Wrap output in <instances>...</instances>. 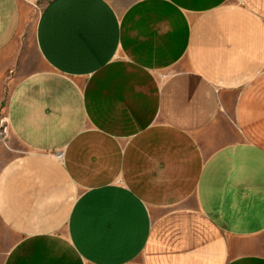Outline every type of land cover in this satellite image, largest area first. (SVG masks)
Instances as JSON below:
<instances>
[{
    "label": "crops",
    "instance_id": "1",
    "mask_svg": "<svg viewBox=\"0 0 264 264\" xmlns=\"http://www.w3.org/2000/svg\"><path fill=\"white\" fill-rule=\"evenodd\" d=\"M0 0V264H264V0Z\"/></svg>",
    "mask_w": 264,
    "mask_h": 264
},
{
    "label": "rangeland",
    "instance_id": "2",
    "mask_svg": "<svg viewBox=\"0 0 264 264\" xmlns=\"http://www.w3.org/2000/svg\"><path fill=\"white\" fill-rule=\"evenodd\" d=\"M32 1H33V5H32L33 8H31L26 18L24 19L23 36L26 38L32 36V27L34 24L35 17L37 15V11H39L40 7L46 0H32ZM111 1L117 8H122L131 0H111ZM0 129H2V126L0 127ZM3 131L4 129L1 130V132Z\"/></svg>",
    "mask_w": 264,
    "mask_h": 264
}]
</instances>
